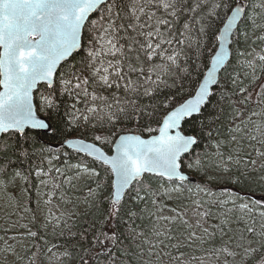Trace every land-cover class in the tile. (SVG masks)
<instances>
[{"label": "snow or ice", "instance_id": "snow-or-ice-1", "mask_svg": "<svg viewBox=\"0 0 264 264\" xmlns=\"http://www.w3.org/2000/svg\"><path fill=\"white\" fill-rule=\"evenodd\" d=\"M257 17L264 18V0H0V191L26 193L32 178L47 186L43 177L51 178L60 156L40 141L52 133L90 159L67 167L96 185L84 200L93 210L87 226L72 234L76 244L63 256L77 264H153L151 257L205 264L182 249L218 241L205 249L210 258L264 264V222L255 227L256 216L264 221V24ZM249 21L251 31L242 28ZM253 92L261 111L246 114ZM205 137L216 140L215 152L196 151ZM37 155L47 169L32 163ZM185 169L200 175L195 189ZM211 183L225 187L217 193ZM193 191L206 198L192 201L195 224L179 206L163 215L164 200ZM55 194L45 193L44 204ZM8 199L19 206L17 196ZM145 218L156 242L138 231ZM53 221L59 226L60 217L49 210L20 227L46 244L40 229ZM32 247L27 264L40 251L39 243ZM8 249L21 261L29 251L23 243Z\"/></svg>", "mask_w": 264, "mask_h": 264}, {"label": "trees", "instance_id": "trees-1", "mask_svg": "<svg viewBox=\"0 0 264 264\" xmlns=\"http://www.w3.org/2000/svg\"><path fill=\"white\" fill-rule=\"evenodd\" d=\"M248 2V0H245ZM257 21L259 22V24H264V18L258 17ZM246 27L248 28L249 31H251V22L249 21L246 25H242V28ZM256 34L259 35V30L256 31ZM253 39H255V37L253 36ZM261 44L259 42L252 44V48H255V50L258 52L261 48ZM241 50H243V48H241ZM251 50V49H249ZM233 66H236L235 61L233 62ZM238 71H241V69L237 68ZM260 74V73H258ZM253 96V100L251 101V103L249 105H247L244 109H242V111H245L246 114H250L248 113V109H251L252 111H261V107L257 106L256 104V93L253 92L252 93ZM216 101H213V104H215ZM222 106L225 107V114H224V123L227 124L229 117H228V113L230 112V109L227 107V105L224 104L223 101L220 102ZM214 111V109H213ZM246 118V117H245ZM260 117H253V120L256 123L260 122ZM252 125H249V128H251ZM99 134V133H96ZM78 135V134H77ZM89 139H91V134L88 137ZM61 137L57 136L55 138H52V133H47L42 135V139L40 141L41 144H45L47 143V145L51 146L55 152L57 154H59L60 159L57 160L58 164L60 165L64 159H71L73 161H80L81 159H84L86 162L90 163V159L89 158H84L81 156H78L72 149L65 147L64 145H61ZM220 139H224V137H220ZM55 142H59L60 145L58 147L53 146L51 143H55ZM216 143V140H209L207 137H205V139L202 142V146L200 148H197L196 151L198 153H203L204 151H208L209 153H213L216 151V149L213 147V145ZM107 150H111V146H104ZM246 150L247 151H251V149L247 148L246 145ZM220 151L225 152V154L227 155V147H222L220 149ZM66 153V155H65ZM66 157V158H65ZM255 158V157H253ZM186 162H190V160L186 161ZM33 164H41L44 168L47 167V163H46V159L37 155L35 157H33L32 160ZM259 164V161H258ZM90 166H93L90 164ZM97 170H100V168L97 166ZM188 172L192 173L193 175L196 176V180L195 181H190V183L188 184V187H191L193 189H195L196 184L201 183V178L200 175L195 173L193 170L191 169H185ZM102 175L103 172H102ZM59 182H62V179L60 178ZM38 184V180L35 178H32L30 183L27 185V189H28V199H27V205L31 206L32 204V200H33V195L35 192V189L37 187ZM212 190L214 192L219 193L220 190L225 187L223 184H217V183H211L210 184ZM89 187L95 189L96 185L95 183L92 181V179H88L87 182L82 185V187L80 189H78V194L79 196H84V194L89 190ZM253 191L255 192V198H259L261 195V189L258 186H253ZM195 199H206L205 197H203V195H197L195 193V191L188 193L186 192L184 194V196H182L180 198L179 201L176 200H164L163 203H165L167 205V208L165 209L163 215L169 216L172 215V213L170 211H168V209L173 208V207H180L181 210H185L187 212L186 218L190 220V222H192L193 224H195L196 221V217L194 215V205L192 203L193 200ZM205 208H207V205H205ZM59 213L57 215L63 214L65 212H67V219H63L62 222L59 224V226H55L54 228H52L51 232L46 236V238L44 240L47 241V243L45 244L44 241H33L30 240V246H29V251H27L26 256L27 258H30L32 253H34L36 251L35 248L32 247L33 244L35 243H39L40 245V251L38 256L36 257V262L35 264H77V261L75 259H69L68 257H65L62 255V253H64L65 251H73V246L76 244V238L72 235L73 233L77 232L78 229L82 228V227H86V219L88 218L87 214L92 212L93 210L90 209L88 207V205L86 206L85 209L81 210V209H77V207L75 205H73L72 200L69 202V204L65 205L63 203V205L58 208ZM213 212H216L217 209L213 208L212 209ZM63 212V213H61ZM256 219V225L255 227L257 228V230H260V224L264 221H261V218L259 216L255 217ZM65 221H67V224H65ZM213 223H216L215 220H208V225H211ZM137 224L139 225L138 231H145L146 236L151 239L153 242H156V238L154 236H152L149 233V228H150V221L145 218L143 221H137ZM207 226V225H206ZM169 227H171V225H169ZM37 231V229H36ZM127 243V242H126ZM137 243H142V241H137ZM218 247L219 246V242H215V244H208L205 245L204 248H199L197 245H193L191 248H184L182 249V251L185 252V257L189 258L190 256H198L201 257L205 260V264H224V258L221 257L219 260H215V258H210L208 256V254L205 252V249H208L209 251L211 250L212 247ZM134 247V246H133ZM51 248L52 251L48 252L47 249ZM148 248L147 244L143 245V250H146ZM157 251H159V249H157ZM164 251H172L174 255H177L178 253L175 252V250L171 249V248H167L164 249ZM150 257L145 254L144 256V260H149ZM151 260L153 261V264H155L156 258L155 257H151ZM164 264H168V258L165 257L164 258ZM192 264H198L197 261H192Z\"/></svg>", "mask_w": 264, "mask_h": 264}, {"label": "rangeland", "instance_id": "rangeland-1", "mask_svg": "<svg viewBox=\"0 0 264 264\" xmlns=\"http://www.w3.org/2000/svg\"><path fill=\"white\" fill-rule=\"evenodd\" d=\"M257 24H259L258 21ZM46 163L47 167L45 169L49 167L47 159ZM75 163H78V161H73L67 158L64 159L60 165H57V160H53L51 178L43 177V179L48 181L47 186L42 185L38 181L31 206L27 205L28 192L21 194L19 190H14L10 193L0 191V264H27V251L23 253L25 255V260L21 261L16 258L11 249H8V245H12L17 251H21V243H23L26 248L29 249L31 239L27 238L25 231L20 227V225L28 223L34 214L39 222L42 221L45 216L49 215V210H51V214L53 216L60 217L61 223L63 219L68 218L67 212H61L63 214L57 215L59 213L58 208H60L63 203L67 205L69 204L67 201L72 200L73 205H75L78 210L86 208L87 204L84 203V200L88 191L84 194V196H79L78 189H80L84 182L86 183L90 178L87 176L77 177L75 169H69L67 167V165ZM56 168L61 169V171L67 176L72 177L74 186L69 187L65 182V177L56 173ZM60 178L62 179V182H59ZM53 184H60L61 188L53 189ZM53 191L56 194L52 199V203L45 205L44 200L47 199V197L44 194H51ZM10 195L18 197V207L16 206V201H12L11 204L9 203L8 198ZM61 195L64 197L63 200L60 198ZM26 208L28 211H25ZM55 226V221H53V224L49 225L47 229H40V234L44 237V239ZM29 227H31L33 231H36L37 229L31 224ZM13 237H15V239H13ZM6 249L8 250L6 251Z\"/></svg>", "mask_w": 264, "mask_h": 264}, {"label": "water", "instance_id": "water-1", "mask_svg": "<svg viewBox=\"0 0 264 264\" xmlns=\"http://www.w3.org/2000/svg\"><path fill=\"white\" fill-rule=\"evenodd\" d=\"M246 3H247V1H245ZM90 140V139H89ZM53 146H56V147H58L59 145H60V143L59 142H55V143H51ZM65 147H67L66 145H64ZM104 147V146H103ZM68 148V147H67ZM104 150L106 151V152H109L110 154H111V150L109 151V150H107L105 147H104ZM185 171H187V170H185ZM188 172V171H187ZM188 174L190 175V181H195L197 178H196V176L195 175H193L192 173H190V172H188Z\"/></svg>", "mask_w": 264, "mask_h": 264}]
</instances>
